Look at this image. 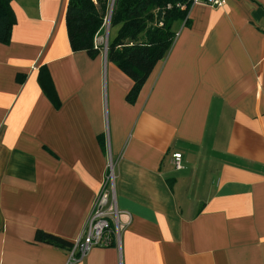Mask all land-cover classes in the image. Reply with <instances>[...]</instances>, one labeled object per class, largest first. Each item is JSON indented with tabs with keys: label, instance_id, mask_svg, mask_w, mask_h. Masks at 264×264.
<instances>
[{
	"label": "crops",
	"instance_id": "crops-1",
	"mask_svg": "<svg viewBox=\"0 0 264 264\" xmlns=\"http://www.w3.org/2000/svg\"><path fill=\"white\" fill-rule=\"evenodd\" d=\"M68 4L12 0L0 44V264H69L36 233L73 244L109 163L119 241L72 264H264V0L192 6L132 104L117 28L73 52Z\"/></svg>",
	"mask_w": 264,
	"mask_h": 264
},
{
	"label": "trees",
	"instance_id": "trees-1",
	"mask_svg": "<svg viewBox=\"0 0 264 264\" xmlns=\"http://www.w3.org/2000/svg\"><path fill=\"white\" fill-rule=\"evenodd\" d=\"M12 0H0V44L11 40L16 18L11 7ZM187 5L186 9H182ZM190 5L187 0H69L66 12L68 38L73 52H86L96 58L102 47L96 38L105 30L117 28V34L109 40L107 58L134 82L127 96L135 103L144 84L158 62L170 52L175 38L176 23L189 22ZM39 83L56 108L60 107L58 96L46 70L39 76ZM103 150L106 145L100 138ZM35 241L70 250L69 243L52 234L37 231Z\"/></svg>",
	"mask_w": 264,
	"mask_h": 264
},
{
	"label": "built area",
	"instance_id": "built-area-1",
	"mask_svg": "<svg viewBox=\"0 0 264 264\" xmlns=\"http://www.w3.org/2000/svg\"><path fill=\"white\" fill-rule=\"evenodd\" d=\"M187 3L190 5V9L197 4L222 7L225 5V0H187ZM186 8L187 5L182 6V9ZM173 158L175 168L177 170L182 169V155L176 153ZM109 171L110 174L107 175L93 204L83 231L72 244L69 264L82 261L94 247H108L113 242L119 241L120 213L114 194L111 163H109ZM129 219L131 220L130 216Z\"/></svg>",
	"mask_w": 264,
	"mask_h": 264
}]
</instances>
